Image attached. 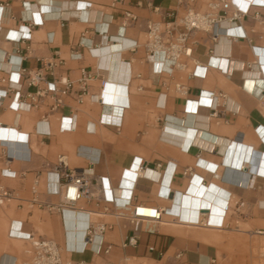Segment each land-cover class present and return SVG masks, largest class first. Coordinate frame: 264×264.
Segmentation results:
<instances>
[{"label":"crops","instance_id":"0c3cea01","mask_svg":"<svg viewBox=\"0 0 264 264\" xmlns=\"http://www.w3.org/2000/svg\"><path fill=\"white\" fill-rule=\"evenodd\" d=\"M113 1L0 0V91L13 90L0 101V186L40 202L0 206V264L28 260L29 241L10 234L22 225L54 240L65 259L86 264H171L181 249L196 264L212 249L204 229L264 231V3ZM189 8L224 16L215 29L220 40L195 30L186 43L190 56L173 68L161 57L155 65L147 57V24L158 22L163 32L177 26L175 34ZM238 9L243 13L234 18ZM171 10L178 18L167 24ZM126 12L136 19L124 27ZM49 63L57 64V78L75 81L73 91L55 111L51 97L19 110L14 94L30 102L35 88L20 83L18 71L42 67L51 80ZM81 68L98 74L89 92L101 101L77 102ZM214 96L221 97L217 110ZM71 112L77 129H61ZM88 166L92 198L74 209H48L61 202L53 191L64 169ZM140 203L164 212L136 232L128 217ZM90 222L111 229L85 245ZM134 234L137 245H130Z\"/></svg>","mask_w":264,"mask_h":264},{"label":"built area","instance_id":"2783aa9c","mask_svg":"<svg viewBox=\"0 0 264 264\" xmlns=\"http://www.w3.org/2000/svg\"><path fill=\"white\" fill-rule=\"evenodd\" d=\"M123 0H114V3H121ZM194 1V0H193ZM141 0L137 1V4L141 5ZM249 7V6H248ZM248 7L245 11H248ZM214 8H217V4ZM243 13L242 9L233 15L234 18H239V15ZM166 18L169 20L167 24L175 23L178 16L175 10L168 11L166 13ZM126 22L123 25L126 27L127 22L136 19V16L132 12H126L125 15ZM224 16L218 14V12H205L196 11L193 8H189L184 16L179 19V25L182 30L177 31L175 34L171 31H176L175 26L173 29L169 27L165 32L162 31L161 25L158 22L150 21L147 24L148 28V39L146 41L147 57L155 63L158 57H161L162 63L165 64L166 61L170 62V66L173 68L175 65L180 63V58L182 55L190 56L191 50L186 46L188 43L191 33L195 30H201L205 32H210L216 43L220 40V35L215 31L217 27L221 28L224 22ZM168 35L166 36L165 34ZM29 34V33H27ZM20 35H25L21 32ZM164 43H167L164 45ZM134 44L132 47H135ZM59 64H63L59 62ZM56 63H49L52 66L50 73L53 78L50 80L48 78L47 72L44 71L42 67L35 70H30L27 68H21L18 71L20 77V83H26L31 87L35 88V91L29 95L30 102L21 101V95L19 92L14 94L13 104L17 106L19 110H27L37 107L42 99L46 97H51L54 99V105L52 110H57L63 106L64 97L68 96L74 89L75 81L71 80L67 76H62L57 78L54 74L53 67ZM157 65V63H155ZM158 66V65H157ZM163 66L159 69L162 71ZM158 71V70H157ZM157 73V72H156ZM160 74V72H158ZM98 76L97 73H93L86 68H81V74L77 83L79 85V90L76 91L75 97L78 103L82 104L84 101H101V99L89 92V86L91 82ZM13 90L8 87L0 92V101L5 99L9 93ZM220 96H214L213 107L217 110L220 106L219 99ZM262 103L264 106V93L262 96ZM64 119H68V125L64 123ZM61 129L68 131H75L77 129V113L71 112L68 116H63L61 120ZM49 134V133H47ZM162 168V165H158ZM139 170L143 171L141 168ZM94 171L91 166L84 168H66L60 176H58L59 187L53 192L61 196V202L58 205L46 204L47 208L50 210H58L60 212L66 209H74L75 206L82 200L91 199L92 187H93V177ZM61 178V181H60ZM40 176L37 175L35 183L39 182ZM18 202L19 207L26 206L32 209L35 205L40 202L36 198L31 200L21 199L14 191L7 189L4 186H0V206L11 205ZM141 208H152L155 210V214H148L140 212ZM164 209L161 207L147 205V204H135L133 205L132 213L129 215V222L133 227L134 231L138 232L141 230L143 223H157L162 220ZM206 226V224H205ZM111 229L109 223H89L84 230V242L85 245L92 243V241L101 237L107 230ZM256 233L264 234V231H257ZM11 236H18L29 241L30 246L27 250L28 260L24 264H86L85 262L73 263L71 260H67L63 257L61 247L51 239L36 237L32 231L24 230L23 225L19 230L10 231ZM138 235L134 234L129 239L130 245H137ZM111 247L105 249V253L108 254ZM149 251L153 253L155 251L154 246L149 247ZM173 263L171 264H195L190 261L186 256L185 250H178L173 256ZM105 264H118L115 262H107ZM156 264H167L161 262L160 260ZM196 264H219L216 255H210L206 260L198 261Z\"/></svg>","mask_w":264,"mask_h":264},{"label":"rangeland","instance_id":"374dc122","mask_svg":"<svg viewBox=\"0 0 264 264\" xmlns=\"http://www.w3.org/2000/svg\"><path fill=\"white\" fill-rule=\"evenodd\" d=\"M212 233L204 241L215 249L219 264H264V234L251 232H223L204 229Z\"/></svg>","mask_w":264,"mask_h":264},{"label":"bare ground","instance_id":"6f19581e","mask_svg":"<svg viewBox=\"0 0 264 264\" xmlns=\"http://www.w3.org/2000/svg\"><path fill=\"white\" fill-rule=\"evenodd\" d=\"M253 2H258V3H264V0H252ZM193 53V50H191V54ZM193 56V55H192ZM213 104V103H212ZM140 173H141V175H143V171H141L140 170ZM262 204H264V202L262 203ZM140 210H145V208H141ZM141 212V211H140ZM84 232V231H83ZM186 245V244H185ZM210 248H212V249H209L208 251H207V253H202L203 255H206L207 257H209L210 255H213V254H216L215 253V249L213 248V247H210ZM198 254L199 253H197V254H194V255H197L198 256ZM205 256V257H206ZM206 257V258H207ZM264 262V261H263Z\"/></svg>","mask_w":264,"mask_h":264}]
</instances>
